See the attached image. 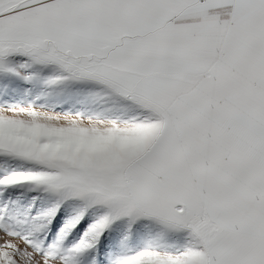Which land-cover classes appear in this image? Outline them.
Instances as JSON below:
<instances>
[{
  "label": "snow or ice",
  "instance_id": "6c2138e0",
  "mask_svg": "<svg viewBox=\"0 0 264 264\" xmlns=\"http://www.w3.org/2000/svg\"><path fill=\"white\" fill-rule=\"evenodd\" d=\"M0 264H264V0H0Z\"/></svg>",
  "mask_w": 264,
  "mask_h": 264
},
{
  "label": "rangeland",
  "instance_id": "374dc122",
  "mask_svg": "<svg viewBox=\"0 0 264 264\" xmlns=\"http://www.w3.org/2000/svg\"><path fill=\"white\" fill-rule=\"evenodd\" d=\"M80 99H81L80 97L73 96L70 102L77 103Z\"/></svg>",
  "mask_w": 264,
  "mask_h": 264
}]
</instances>
